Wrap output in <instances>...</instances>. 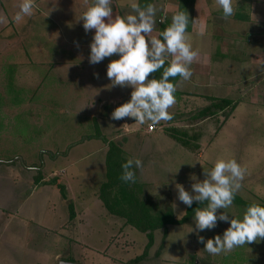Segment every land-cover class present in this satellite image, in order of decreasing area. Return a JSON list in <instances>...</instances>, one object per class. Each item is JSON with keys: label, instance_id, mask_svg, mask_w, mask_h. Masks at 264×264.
<instances>
[{"label": "rangeland", "instance_id": "1", "mask_svg": "<svg viewBox=\"0 0 264 264\" xmlns=\"http://www.w3.org/2000/svg\"><path fill=\"white\" fill-rule=\"evenodd\" d=\"M20 2L0 0V264H61L64 260L128 264L144 252L147 234L112 214L98 197L107 180L109 149L103 139L89 138L99 133L108 140H122L128 158L142 160L143 169H133L137 181L145 182L146 195L172 205L177 218L184 216L188 206L177 199L176 184L192 192V184L203 181L204 169H212L218 159H235L245 167L247 174L237 194L264 203V93L260 102L251 95L264 87V81L262 87L258 82L264 77V64L255 60L257 54L264 57L257 53L261 45L247 37L238 39L240 52L234 61L243 71L235 81L241 87L229 95L240 101L237 112L236 107L229 118L223 111L195 118L193 114L210 103L209 96L223 98L214 95L220 90L197 89L198 94L181 97L188 102L176 97L169 109L173 119L157 125L156 133L167 136L138 138L140 129L151 122L111 119L121 103L130 101L133 91L111 87L107 77L108 64L119 55L95 65L88 59L95 30L86 33L80 18L93 0H35L34 15L17 24L13 17ZM131 2L112 0L113 17L130 14ZM163 3L154 2L158 12L151 35L157 38L161 20L170 17L164 16ZM197 37L191 45L198 49ZM248 62L250 73H245ZM244 73L259 78L255 87L241 79ZM184 84L177 89L188 91ZM171 127L190 145L170 134ZM53 179L66 185V198L50 182ZM70 203L77 213L74 219ZM246 209L234 201L226 211L230 219L242 220ZM224 211L218 210L217 215ZM229 227L230 221H218L214 229L198 231L193 217L185 224L168 225L165 238L164 229H156L148 255L132 264H264V240L228 254L213 256L204 250L200 236L206 242L222 237Z\"/></svg>", "mask_w": 264, "mask_h": 264}, {"label": "clouds", "instance_id": "2", "mask_svg": "<svg viewBox=\"0 0 264 264\" xmlns=\"http://www.w3.org/2000/svg\"><path fill=\"white\" fill-rule=\"evenodd\" d=\"M214 5L222 10L224 19L236 13L233 0H214ZM36 8L35 0H21L13 17L14 22L19 24L26 17L33 16ZM130 8V14L113 17L112 0H93L92 6L82 14L80 20L85 32L95 30L89 62L95 65L107 57L119 55L120 58L112 60L107 67L111 87L133 88L130 101L117 107L111 119L131 118L141 125L146 122L158 125L173 119L169 109L177 102V85L170 82V78L191 79L193 71L190 66L197 60L199 51L193 50L189 43L188 12H175L171 24L160 33V39L151 35L157 23L156 5L149 3L141 7L132 0ZM191 23L195 30L196 20H191ZM168 57L171 59L165 67ZM161 68L164 70L160 79H149L150 74ZM95 75L99 78L98 73ZM122 168L120 179L125 183H135L133 169H143V162L139 158H129ZM246 174L247 169L235 159H218L212 169H204L206 178L203 181L192 184V192L176 184L177 199L188 207L193 202H207L205 208L195 209L194 221L198 231L214 229L218 221H230V227L222 237L216 235L206 242L203 236L199 237V242L205 244L204 250L213 256L228 254L235 248L264 240V206L251 204L242 220L230 219L226 211L243 187ZM220 209L225 211L217 215Z\"/></svg>", "mask_w": 264, "mask_h": 264}, {"label": "crops", "instance_id": "3", "mask_svg": "<svg viewBox=\"0 0 264 264\" xmlns=\"http://www.w3.org/2000/svg\"><path fill=\"white\" fill-rule=\"evenodd\" d=\"M236 1L237 0H234V7H238L239 3ZM174 4L176 5L177 12L179 8V0H164L163 5L161 6V8H163L164 16H170L172 18V15L175 13ZM241 5L242 9L249 13L250 20L236 19L234 16L224 19L222 10L214 5V0H195L190 9V13L193 16V19L196 20V28L194 30L192 26V30L187 32L189 34V43H191L194 35L199 36L197 38L200 40L201 45H199L198 49L201 50L192 46L193 50L199 51V56L190 66L193 71L191 79L184 81L180 78L178 81L179 84L186 83V85L184 84L185 89L188 90L181 91L182 95H180V98L182 96L189 98L192 94H198L199 89L211 91L220 90V94L212 93V95L232 98L229 95H234L235 89L241 87L235 81V75H238L241 70L243 71V69H240L236 65V61H234V57L237 58V55H239L240 52L237 48L239 43L238 39H246L247 37L249 42L253 43L255 41V45H261V48L259 47L261 50L257 49V53H264V0H245ZM255 60L260 62V64H264V57H261L258 54L255 55ZM250 64L251 62H248L247 70L244 68L245 73H250ZM225 70L227 74H224ZM245 73V76L243 75L241 79L244 82L247 81V85L252 82L250 85H254L255 87L257 84L254 81L259 78L255 77V79H252L251 76L246 75ZM262 78L263 79H259V81L257 80L260 87H262L261 82L264 81V77ZM178 83L177 85H179ZM181 90H184V88ZM237 91L241 92L242 90ZM263 93L264 87H262L261 90L258 88L256 94L253 93L251 95L256 98L255 100H259L260 102L261 98L259 97H261V94ZM181 100H185L184 103L189 101L185 98H181L180 101ZM122 104L124 103H121V105ZM239 106L236 108L235 112H237ZM231 121H233V119ZM147 127L142 130L140 129L142 134H136L138 138H141L142 135L145 139L156 140L157 136H164L165 134L163 133L160 135L159 133H156L157 129L149 131ZM128 141L129 137H126L125 143Z\"/></svg>", "mask_w": 264, "mask_h": 264}, {"label": "trees", "instance_id": "4", "mask_svg": "<svg viewBox=\"0 0 264 264\" xmlns=\"http://www.w3.org/2000/svg\"><path fill=\"white\" fill-rule=\"evenodd\" d=\"M138 4L141 7L152 3L154 4V0H138ZM195 0H179V8L178 11H186L190 17V23L187 31L192 30L191 20L193 16L190 13V9L193 6ZM242 2L238 4V9L234 17L236 19L241 20H249V13L242 9ZM171 24V17H165L164 21L160 24V33ZM159 38L162 37L159 35ZM169 60L166 59L165 67L169 65ZM163 68L159 71L150 74L149 79H160L162 77ZM180 77L170 78V82L177 85ZM182 92L177 89L175 96L180 97ZM210 103L196 113L193 114L195 118H205L210 115H214L219 111L225 112L226 118H229L237 105L239 104V100H234L233 98L223 97H211L208 98ZM170 134L174 135L178 141H180L183 145H190V141L187 138L180 136V133L177 129L171 127ZM182 135H185L186 132H181ZM186 136V135H185ZM100 138L108 143L109 149L106 157V167H107V180L101 185L99 188L98 197L102 200L104 206L112 213L117 216L124 217L126 219V223L137 228L138 230L145 232L148 236V243L146 244L145 250L142 254L136 256L128 264L136 263L143 260L147 255L154 243V231L159 228L164 229V238L167 235L168 225L170 224H185L189 222L195 214V209L202 208L207 205V202L200 204L199 202H193L191 207H187L186 213L181 218H177L173 206L170 204H162V201L159 199H154L152 196L145 194L144 185L145 182L137 181L135 183H125L120 177L123 173L122 165L127 162L129 159L126 151L123 148V141H113L108 140L105 135L99 133L97 135H91L89 138ZM125 152V153H124ZM115 163L116 167H112V164ZM119 167L120 170H117ZM43 177L40 179L42 180ZM58 186L64 198H66V185L59 182L56 179L50 181ZM234 201L243 205L244 207H248L253 203H257L261 206H264V203L258 202H249L243 199L240 195L236 194ZM69 212L70 218L74 219L77 215L75 206L73 203L69 204ZM240 258V257H238ZM242 259V258H241ZM238 259V260H241ZM72 261V260H71ZM75 262V261H73Z\"/></svg>", "mask_w": 264, "mask_h": 264}, {"label": "water", "instance_id": "5", "mask_svg": "<svg viewBox=\"0 0 264 264\" xmlns=\"http://www.w3.org/2000/svg\"><path fill=\"white\" fill-rule=\"evenodd\" d=\"M127 121H131L132 119L131 118H126ZM61 264H80V263H77V262H73V261H62Z\"/></svg>", "mask_w": 264, "mask_h": 264}, {"label": "built area", "instance_id": "6", "mask_svg": "<svg viewBox=\"0 0 264 264\" xmlns=\"http://www.w3.org/2000/svg\"><path fill=\"white\" fill-rule=\"evenodd\" d=\"M156 128H157V125H154V124H149L148 127H147V129H148L149 131H153V130H155Z\"/></svg>", "mask_w": 264, "mask_h": 264}]
</instances>
